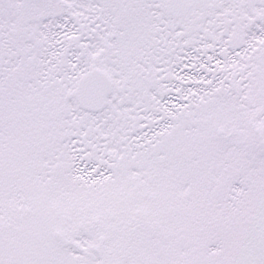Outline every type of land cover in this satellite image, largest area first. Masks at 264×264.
Masks as SVG:
<instances>
[{"label": "snow or ice", "instance_id": "snow-or-ice-1", "mask_svg": "<svg viewBox=\"0 0 264 264\" xmlns=\"http://www.w3.org/2000/svg\"><path fill=\"white\" fill-rule=\"evenodd\" d=\"M0 264H264V0H0Z\"/></svg>", "mask_w": 264, "mask_h": 264}]
</instances>
